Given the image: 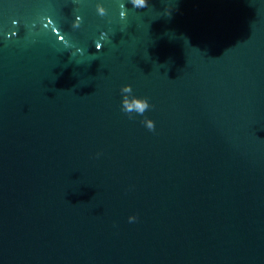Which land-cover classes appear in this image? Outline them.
<instances>
[{
  "label": "water",
  "instance_id": "95a60500",
  "mask_svg": "<svg viewBox=\"0 0 264 264\" xmlns=\"http://www.w3.org/2000/svg\"><path fill=\"white\" fill-rule=\"evenodd\" d=\"M135 2L0 0V264H264V0Z\"/></svg>",
  "mask_w": 264,
  "mask_h": 264
},
{
  "label": "clouds",
  "instance_id": "9594fccd",
  "mask_svg": "<svg viewBox=\"0 0 264 264\" xmlns=\"http://www.w3.org/2000/svg\"><path fill=\"white\" fill-rule=\"evenodd\" d=\"M130 2L133 3V6L134 7H147L146 4H141V5H137L135 0H130ZM142 100V103H138L135 105V110L140 113V114H143L144 111L149 107V103H148V100L146 98H140ZM127 111H132L133 110V106L132 105H128L127 108H126ZM147 128L149 130H154L155 128V124L153 121H149L147 123ZM136 218L134 216H130L129 217V221H134Z\"/></svg>",
  "mask_w": 264,
  "mask_h": 264
}]
</instances>
